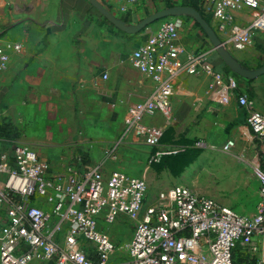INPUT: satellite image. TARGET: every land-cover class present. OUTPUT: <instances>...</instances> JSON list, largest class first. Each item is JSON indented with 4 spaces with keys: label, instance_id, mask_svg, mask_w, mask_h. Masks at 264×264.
<instances>
[{
    "label": "built area",
    "instance_id": "obj_1",
    "mask_svg": "<svg viewBox=\"0 0 264 264\" xmlns=\"http://www.w3.org/2000/svg\"><path fill=\"white\" fill-rule=\"evenodd\" d=\"M200 2L228 51L246 52L255 35L264 34V0ZM244 10L256 14L243 25L234 13ZM184 27L181 16L162 20L130 57L133 68L155 83V89L128 108L123 135L144 139L157 149L156 160L184 148L161 149L165 128L147 120L160 115L170 123L175 80L184 72L195 73L207 60L205 54H185L180 36ZM20 48L0 46V70L9 65V52ZM204 70L224 86L221 74ZM237 101L264 165V113L248 94H238ZM149 191L144 178L100 166L81 173L77 164L69 163L62 173L53 172L35 150L12 137L0 112V264H235L241 246L250 253L246 264H264V174L259 206L250 216L185 185L162 191L153 202ZM119 222L131 228L132 236L124 254L115 256L117 242L110 229Z\"/></svg>",
    "mask_w": 264,
    "mask_h": 264
},
{
    "label": "crops",
    "instance_id": "obj_2",
    "mask_svg": "<svg viewBox=\"0 0 264 264\" xmlns=\"http://www.w3.org/2000/svg\"><path fill=\"white\" fill-rule=\"evenodd\" d=\"M99 1L128 24L139 23L150 6L168 3ZM234 14L244 25L256 13ZM189 26L185 20L180 34L185 54H205L207 60L195 73L184 72L175 80L173 120L166 123L160 115L147 120L150 126L165 128L160 148L186 151L219 134L241 148L242 135L249 133L260 149L237 101L238 94L251 96V85L214 55L203 33ZM146 35L118 31L88 0H0V46H21L19 51L9 50L10 63L0 70V112L12 137L35 150L55 173H62L69 163L77 164L81 173L90 166L123 171L118 160L125 155L116 139L123 135L126 112L155 89V83L130 62ZM259 38L264 40V34L255 35ZM258 50L262 53L264 47ZM247 52L250 49L231 54L241 63ZM204 69L221 74L224 86L216 85ZM126 225L119 222L111 227L116 242ZM131 236L132 230L127 244ZM241 248L235 253L238 258Z\"/></svg>",
    "mask_w": 264,
    "mask_h": 264
},
{
    "label": "rangeland",
    "instance_id": "obj_3",
    "mask_svg": "<svg viewBox=\"0 0 264 264\" xmlns=\"http://www.w3.org/2000/svg\"><path fill=\"white\" fill-rule=\"evenodd\" d=\"M196 3L199 4L200 0H168V3L165 1L156 3L150 6L139 20L166 8L192 7ZM183 18L191 23L189 27L193 31L203 33L192 18L187 16ZM162 20L149 25L142 33L146 35L156 30ZM207 41L208 47L213 49L208 38ZM263 47L264 40L255 39L253 48L250 49L251 52L245 53L246 56L242 58V66L248 70H258L263 67L264 52L260 53L258 50ZM213 53L220 59L216 52L213 51ZM248 83L251 85L252 98L257 110L264 113V75ZM242 138L241 148L234 147V144L232 147H227V144L233 141L226 143L222 135H215L214 139L209 142H198L187 151L166 155L161 160H156L154 155L157 149L145 146L144 139L131 134L120 135L116 139V144L119 151L123 149L126 154H123L121 150V155H125V158L121 160L119 158L118 163L122 167L121 170L147 180L150 187L148 194L150 202L155 201L162 191H167L172 186L180 184L250 216L257 211L259 206L264 165L256 141L249 133L243 134ZM161 143H164V136ZM130 233L131 228H123L119 231L115 256L124 254ZM241 251H243L241 258L235 257L237 264H245L250 257L248 249L241 248Z\"/></svg>",
    "mask_w": 264,
    "mask_h": 264
},
{
    "label": "water",
    "instance_id": "obj_4",
    "mask_svg": "<svg viewBox=\"0 0 264 264\" xmlns=\"http://www.w3.org/2000/svg\"><path fill=\"white\" fill-rule=\"evenodd\" d=\"M91 5L118 31L135 35L142 32L149 25L154 24L162 19L172 16H187L192 18L203 30L206 37L209 39L213 46V50L218 54L222 62L233 72L237 73L244 79L254 80L264 75V66L258 70H248L231 54L230 51L224 46L217 33L211 24L201 15L199 11L190 6H173L164 10L158 11L137 24H128L125 20L117 17L114 13L109 11L105 5L99 0H88Z\"/></svg>",
    "mask_w": 264,
    "mask_h": 264
},
{
    "label": "trees",
    "instance_id": "obj_5",
    "mask_svg": "<svg viewBox=\"0 0 264 264\" xmlns=\"http://www.w3.org/2000/svg\"><path fill=\"white\" fill-rule=\"evenodd\" d=\"M198 3H196L194 6H192L193 8H195L197 11H199L200 13H201V15L211 24V19H210V17L209 16H207L206 14H205V12H204V9L202 8V5H201V2L197 5ZM204 14V15H203ZM195 22V21H194ZM195 24H196V26L198 27V28H200V26L195 22ZM201 29V28H200ZM201 31L203 32V30L201 29ZM203 34L205 35V33L203 32ZM206 36V35H205ZM246 81L247 82H250L251 80H247L246 79ZM249 94L253 97V93H252V90H249ZM187 150H189V149H187ZM186 150V151H187ZM235 257H236V254H235ZM247 263V262H246ZM235 264H237L236 263V260H235Z\"/></svg>",
    "mask_w": 264,
    "mask_h": 264
}]
</instances>
